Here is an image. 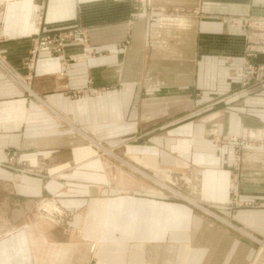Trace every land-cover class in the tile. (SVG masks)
<instances>
[{
	"label": "crops",
	"instance_id": "obj_1",
	"mask_svg": "<svg viewBox=\"0 0 264 264\" xmlns=\"http://www.w3.org/2000/svg\"><path fill=\"white\" fill-rule=\"evenodd\" d=\"M251 15L264 0H0V264H264V75L244 83L234 22ZM75 25L93 54L29 65Z\"/></svg>",
	"mask_w": 264,
	"mask_h": 264
},
{
	"label": "built area",
	"instance_id": "obj_2",
	"mask_svg": "<svg viewBox=\"0 0 264 264\" xmlns=\"http://www.w3.org/2000/svg\"><path fill=\"white\" fill-rule=\"evenodd\" d=\"M234 22L242 24L245 29V55L244 58V83H247L251 78L264 75V63H253L251 59L264 54V17L247 16L240 19H235ZM77 42L83 45L84 54L91 55L95 52V47L88 43L87 32L81 25L60 30L57 33L43 32L37 37L38 45L30 52L29 65L33 66L32 60L39 52H48L52 50L61 51L67 42ZM14 159V157H11ZM238 161V159L236 158ZM57 215L62 216V214ZM64 215V214H63ZM58 220V219H57ZM60 223V219H59Z\"/></svg>",
	"mask_w": 264,
	"mask_h": 264
},
{
	"label": "rangeland",
	"instance_id": "obj_3",
	"mask_svg": "<svg viewBox=\"0 0 264 264\" xmlns=\"http://www.w3.org/2000/svg\"><path fill=\"white\" fill-rule=\"evenodd\" d=\"M207 113V112H206ZM123 145V144H122ZM121 145V146H122ZM107 147V146H106ZM124 150V147H121L118 149V154L119 156L123 157L126 159V156H124V154H122ZM14 157V156H12ZM127 160V159H126ZM21 163V162H20ZM24 163V162H23ZM21 163V164H23ZM5 165H13V167L17 166L18 167V172H20V170L22 169H27V168H31V167H25L26 165H17V160H16V157L14 159H12L10 157L9 159V163H4ZM121 165H123L125 168H127V165H124L120 162ZM29 166V165H28ZM34 169V168H33ZM31 169V171L33 170ZM174 195V194H173ZM17 195L15 194V191L13 189V187L10 185H8V187L6 189H3V190H0V229H2V231H0V235L2 233H4L5 231L7 230H12V227L9 223V218L8 216L11 214L12 212V209L15 207V199H16ZM53 198L51 196H45V197H41V198H37L35 200H37V202L35 203V210L36 211H42L43 214H45L46 216H49V217H52L50 214L48 215L47 212H45L41 207H42V202H43V199L45 198ZM174 197H178V196H174ZM37 203H39L38 205H36ZM37 206V207H36ZM47 207L49 209H59L57 208V205H55L54 203L52 204H49L47 205ZM61 209V208H60ZM62 210V209H61ZM55 216L56 219H60V223L58 222V225H64V223H66L67 221L70 220L71 216L68 212H66L64 215L60 216V215H57L56 212L53 214ZM57 220V221H58ZM49 221V220H48ZM51 221V220H50ZM67 224V223H66ZM263 243V246H264V241L262 242Z\"/></svg>",
	"mask_w": 264,
	"mask_h": 264
},
{
	"label": "bare ground",
	"instance_id": "obj_4",
	"mask_svg": "<svg viewBox=\"0 0 264 264\" xmlns=\"http://www.w3.org/2000/svg\"><path fill=\"white\" fill-rule=\"evenodd\" d=\"M43 204H42V209L45 211V212H47L48 213V215L50 214L52 217H49V219L51 220V221H53L54 223H56V224H58V222H59V220L57 221V219L55 218V216L53 215L55 212H57L58 214H65V210H61L60 209V207H59V205L58 204H56L53 200H51V199H49V198H45V199H43V202H42ZM52 203H54L55 205H57V208H59V209H49L48 207H47V205H49V204H52ZM264 247V246H263Z\"/></svg>",
	"mask_w": 264,
	"mask_h": 264
}]
</instances>
